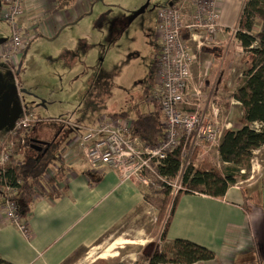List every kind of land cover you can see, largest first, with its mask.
<instances>
[{"label":"rangeland","instance_id":"374dc122","mask_svg":"<svg viewBox=\"0 0 264 264\" xmlns=\"http://www.w3.org/2000/svg\"><path fill=\"white\" fill-rule=\"evenodd\" d=\"M181 1L97 0L92 4V13L70 30V34H75L73 50L61 52L51 46L35 50L31 54L34 59L30 61L29 56L30 63H24L20 78L0 67V132L12 127L24 108L40 120L29 131L31 144L51 141L67 126L63 122L70 125L69 130H75L72 126L84 127L94 122L96 127L104 115L125 112L134 119L153 110L149 95L158 85L154 71L159 49L158 14L171 2ZM225 1L222 0L223 6ZM28 21L31 25L35 22ZM202 35L191 43L196 57L194 82L206 91L207 82L211 85L217 82L222 69L219 58L223 54V60L230 56V91L223 95L228 102H236L232 94L244 78L245 64L243 50L234 39V29L213 38ZM9 37L8 27L0 18V43ZM214 47L223 51H202ZM13 90H17L16 95H12ZM231 112L234 117L238 109ZM224 116L226 124L229 118L227 114ZM217 147L218 144L203 146V155L217 158ZM139 183L145 203L119 222L93 249L80 250L65 264H148L146 256L150 250L144 248L157 242L162 245L159 239L171 208L170 203L164 205V199L166 195L174 198L173 190H178L179 184L172 181L171 187L156 171L143 173ZM159 215H162L160 222ZM129 241L137 244L118 249L117 253L116 248Z\"/></svg>","mask_w":264,"mask_h":264},{"label":"crops","instance_id":"0c3cea01","mask_svg":"<svg viewBox=\"0 0 264 264\" xmlns=\"http://www.w3.org/2000/svg\"><path fill=\"white\" fill-rule=\"evenodd\" d=\"M96 1L27 0L23 23L31 25L28 20L32 19L40 31L23 57L20 71L26 61L27 65L30 63L29 56L30 61L34 59L31 54L35 50L48 46L57 47L61 52L73 50L75 34H70V30L92 13V4ZM242 3L243 0H227L224 6L221 5L223 28H235ZM223 57L219 58L221 68ZM229 83L230 79L220 86L217 78L215 84L207 82V90H204L218 103L223 132L241 128L237 122L242 114L240 103L228 102L227 96L223 95L229 93ZM194 87L198 88L193 80ZM219 97L226 100V107L223 103L219 105ZM235 109L238 113L233 117L231 110ZM226 114L229 121L223 124ZM94 125L95 122L83 126L93 128ZM76 134L75 130H69L53 167L64 169L63 180L55 178L60 187L58 194L32 204L27 221L28 236L0 219L2 260L11 264H65L80 250L93 249L119 222L145 203V193L139 183L141 176H127L111 168H100L94 170L98 180L91 184L86 174L91 167L84 156L67 147ZM203 154L204 151L201 158L206 157ZM245 174L246 171L241 172V175ZM247 174L229 188L224 201L199 194L182 195L167 233V242L188 240L217 255L215 260L195 264H264V147L254 152ZM244 204L250 211H246ZM133 243L129 241L118 246L117 253L118 249L137 244Z\"/></svg>","mask_w":264,"mask_h":264},{"label":"built area","instance_id":"2783aa9c","mask_svg":"<svg viewBox=\"0 0 264 264\" xmlns=\"http://www.w3.org/2000/svg\"><path fill=\"white\" fill-rule=\"evenodd\" d=\"M221 5L222 0H182L171 2L159 11L156 36L159 50L155 60L158 85L149 95L150 103L158 104L163 114L164 132L158 143L148 144L135 137L134 119L104 115L96 127L72 126L77 134L68 149L80 152L93 171L111 168L127 176L159 173L162 163L180 150L182 163L175 180L179 185L178 190H173L177 195L195 151L205 145H219L223 135L217 101L202 88H193L196 57L191 45L202 34L213 38L224 31L220 24ZM26 11L27 0H0V18L10 33L9 39L0 43V67L11 70L15 76L30 43L40 31L36 22L23 24ZM38 122L24 108L14 125L0 132V219L13 224L26 236L28 223L22 219L15 199L23 181L12 178L8 172L23 164L31 144L29 131ZM255 128L259 130L262 126L255 124ZM55 168H49L35 188L34 202L59 192ZM171 182L167 181L172 187Z\"/></svg>","mask_w":264,"mask_h":264},{"label":"trees","instance_id":"16d2710c","mask_svg":"<svg viewBox=\"0 0 264 264\" xmlns=\"http://www.w3.org/2000/svg\"><path fill=\"white\" fill-rule=\"evenodd\" d=\"M224 31L228 33L231 29L224 28ZM36 38L37 36L32 42ZM234 39L237 46L243 50L245 64L244 78L238 84L236 93L233 94V98L241 105L242 114L237 118L241 128L224 130L222 140L217 147L218 158L210 156L201 158L203 147L195 151L191 166L183 177L182 188L172 199L169 195L165 196L164 205L170 203L171 208L159 239L162 245L157 242L145 246L144 249L150 250L146 256L148 264H195L217 258L215 252L188 240L177 239L167 242V233L179 200L185 194H199L224 201L229 188L244 179L251 170L254 152L264 147V0H243L234 28ZM219 50L221 52L222 48H202L204 53H217ZM231 60L229 56L222 62L223 67L218 74L220 86L226 85L228 81ZM21 72L19 68L16 77L20 78ZM223 81L225 84H222ZM222 103L224 107L228 105L225 99L219 100V105ZM113 116L130 119L125 112L114 113ZM162 121L163 114L160 106L153 104V110L134 118L133 135L148 144H156L163 137ZM255 124L261 125L262 128L257 130ZM65 129L67 133L69 132L68 127H64L51 141L31 144L26 150L23 164L9 169L8 174L12 178L23 181L15 199L19 204L21 217L26 222L34 203L35 188L44 179L47 170L53 168L59 158L62 145L66 140L67 133L63 134ZM36 147L41 150H36ZM181 163L180 150H176L162 163L159 175L169 182H174L178 177ZM55 169L57 179L62 181L64 169L57 166ZM242 171H246V174L241 175ZM93 172L91 168L86 171L91 184H95L98 180ZM244 207L246 211H250L245 204ZM161 219L162 215H159V222L162 221ZM0 264L11 263L0 258Z\"/></svg>","mask_w":264,"mask_h":264},{"label":"water","instance_id":"95a60500","mask_svg":"<svg viewBox=\"0 0 264 264\" xmlns=\"http://www.w3.org/2000/svg\"><path fill=\"white\" fill-rule=\"evenodd\" d=\"M17 94V90H13L12 91V95H16ZM39 143V142H38ZM36 150H41V148H39V147H36Z\"/></svg>","mask_w":264,"mask_h":264}]
</instances>
